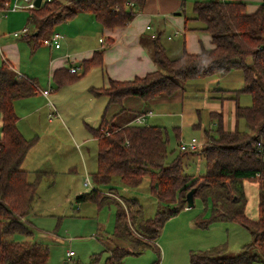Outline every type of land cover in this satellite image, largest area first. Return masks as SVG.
<instances>
[{"label": "trees", "instance_id": "obj_1", "mask_svg": "<svg viewBox=\"0 0 264 264\" xmlns=\"http://www.w3.org/2000/svg\"><path fill=\"white\" fill-rule=\"evenodd\" d=\"M15 1L0 0V13L6 12ZM145 3L146 0H42L39 8L21 10L29 14L32 28H27L28 33L22 38L33 49L44 46L42 42L56 33L58 26L74 21L79 14L91 16L106 30L125 28ZM245 7L243 0H194L192 20L201 25L198 30L209 35L213 49L202 48L199 54L191 55L182 42L180 56L170 59L158 36L149 42L154 72L130 81L109 80L106 88L89 89L91 96L107 99L98 128L90 129L97 147L92 183L108 186L113 177H118L123 187L136 189L147 178L149 191L158 204L155 217L145 219L136 201L115 203L113 193L108 196L92 190L76 197L78 203L117 204L113 237L125 247L114 248L108 264H122L127 256H138L148 248L158 253L156 241L164 225L186 209V194L191 189L194 204L199 201L203 206L194 220L195 226L205 229L212 223H234L249 232L252 242L234 257H225L222 249L191 252L190 263L264 264V1L250 15ZM112 43L108 39L104 48L80 62V69L74 67L75 73L66 68L55 70L51 80L56 89L71 86L91 70L103 68L105 48ZM234 71L242 74L241 87L229 92L214 91L227 95L224 98L235 103L234 118L245 124L246 131H225L222 116L211 114L215 128L205 132L200 151L205 172L196 179L184 172L187 153L179 151L168 162L173 152L168 151L170 137L165 128L134 124L119 127L106 119L109 107H121L126 98L145 103L168 98L185 91L189 82L223 78ZM37 92L31 80L20 77L7 63L0 65V264H48L49 251L44 246L10 239L15 235H31V224L26 218L39 185L51 175L36 170L30 180L31 174L22 169L36 139L26 140L17 129L13 104L34 97ZM242 95L250 98L248 107L237 104ZM173 131L175 141L179 142L178 129ZM245 182L258 186L256 220L245 215Z\"/></svg>", "mask_w": 264, "mask_h": 264}, {"label": "crops", "instance_id": "obj_2", "mask_svg": "<svg viewBox=\"0 0 264 264\" xmlns=\"http://www.w3.org/2000/svg\"><path fill=\"white\" fill-rule=\"evenodd\" d=\"M263 1L243 0L246 13L253 14ZM28 18L29 14L26 11L0 13V65L2 63L9 64L20 77L31 80L38 90L34 96L38 97L37 100L31 102L33 100L31 97L13 104L18 117L17 129L23 137L27 136L30 131L34 132L30 128L35 126L33 120H30L34 118L35 124L45 122L43 126L36 125L37 128H43V133L60 135L73 141L74 137L71 135L67 123L76 133L80 131L82 122L81 119L75 120L70 116L72 113L69 111L68 105L74 100L77 103L81 101L82 104L85 102L83 100H87L88 106H93V111H90L88 107H82L81 116L84 121L88 117L86 123H91L93 120L96 125H86H89L90 129H97L102 113L107 106V99L91 96L89 89L106 88L109 80L130 81L154 72L156 67L149 53V42L158 36H160L161 46L170 59L180 56L182 42H184L186 52L191 55L199 54L202 48L213 49L211 38L208 34L198 30L201 25L192 20L194 16H186V0H146L145 6L127 27L114 30L103 29L91 16L79 14L74 21L62 24L54 30L62 36L58 49L41 45L33 49L27 43L26 38L13 36V33L23 28L32 29L29 26ZM185 20L188 21L185 22ZM108 39H111L113 43L105 48L103 68L91 70L71 86L56 89L51 80L55 70L69 69V67L80 69V62L89 60L95 51L104 48V43ZM100 40H103V43H100ZM176 40L181 43H174ZM26 45L31 47L33 52L27 54L24 59L23 54L25 50H28ZM31 55L34 56L29 57ZM33 58L41 59L45 63L41 72L37 71L36 66L33 67L31 62ZM21 65H24V73L19 72ZM242 83L241 72L234 71L223 78L189 82L184 86L185 91H178L168 98H160L146 103L137 98H126L121 107H109L106 119L111 124L116 119L118 124L115 126L123 127L134 124L133 122L138 116H145L144 125L163 127L169 132V144L172 138L175 139L173 136L175 129H178L179 132L178 146L180 142H187L192 138L204 143L205 132H211L215 128V120H212L211 114L222 116L225 131H227L226 120L231 121V117H233L231 131L237 130L235 122L237 120L234 118L235 103L233 101L228 103V100L224 98L227 95L214 90L235 91L241 87ZM43 90H51L46 98L40 94V91ZM84 92L87 96L84 95ZM240 97L237 104L241 107H248L249 100H246L243 95ZM43 111H46V120H40L38 116L39 112ZM50 114H53L52 118L48 117ZM109 114L110 118L108 119ZM37 116L38 118H35ZM40 117L42 116L40 115ZM79 118H81L80 114ZM148 121L149 123L146 124ZM21 125H23L22 128ZM242 126L241 131L245 130V124ZM195 134H200L202 138L199 140L200 137H195ZM194 157L200 158L201 155L200 153L188 154L184 160V169ZM22 169L29 172L23 167ZM192 177L196 179L199 176ZM77 194H80V191L75 193V195ZM105 194L113 195L111 192ZM26 220L28 221V217Z\"/></svg>", "mask_w": 264, "mask_h": 264}, {"label": "rangeland", "instance_id": "obj_3", "mask_svg": "<svg viewBox=\"0 0 264 264\" xmlns=\"http://www.w3.org/2000/svg\"><path fill=\"white\" fill-rule=\"evenodd\" d=\"M193 2L194 0H186L187 17L193 16ZM174 43L179 44L181 41L176 40ZM26 47L28 50H25L24 54L22 52L24 59L27 54L33 52L31 47L28 45ZM31 62L39 72L45 65L38 58H33ZM19 70L24 73V65H21ZM84 95L87 96L85 92ZM243 96L249 100L250 105V98L246 95ZM37 99L38 97H33L31 102ZM50 99L53 100L52 95ZM83 101H85L84 104L74 100L68 105V109L72 113L70 116L75 120L81 119L82 121L80 131L76 133L67 123L68 129L74 137L73 141L60 135L43 133V128H37L36 125L43 126L45 122L35 124L34 118L30 119L35 125L30 127L34 132L30 131L24 137L26 140L36 139L35 145L30 149L22 166L31 174L29 179H33L32 173L36 170L48 171L51 175L44 178L37 189V196L28 216L31 235H15L10 239L18 243L26 242L44 246L49 251L48 264H108L106 261L110 252L116 247H125L113 237L117 213V204L115 205V203L121 202L120 200L136 201L142 207L145 219H153L158 210L156 198L149 191L147 178L136 189L123 187L118 177H113L108 186L92 183L91 175L96 171L97 147L89 125L96 124L93 120L91 123H86L88 117L84 121L81 116L82 107H88L90 111H93V106L89 107L88 101ZM46 111L37 114L40 120H46ZM79 114L81 118H79ZM231 118V121L226 120L227 131L232 130L234 119ZM235 122L236 129L241 131L244 123L242 121ZM112 124H118V120L114 119ZM20 127L22 128L23 125ZM195 137H200V134H195ZM177 143L173 138L170 141L168 151L173 153L168 156V162L172 161L179 153ZM184 172L190 176H202L205 172L203 158L194 157ZM92 190H97L103 195H106L107 192L116 194L111 197L115 203L98 205L76 201L77 196ZM77 191H80V194L75 195ZM244 192L247 199L245 215L250 220H256L258 218L257 184L245 182ZM202 211V204L195 201L191 210L180 212L164 225L156 241L158 253L148 248L138 256H127L122 264H191L189 258L191 252L215 249V251L222 249L225 257H234L241 253L242 247L252 242L249 232L234 223L218 222L210 224L205 229L198 228L195 226L194 220ZM69 253L72 255L68 256Z\"/></svg>", "mask_w": 264, "mask_h": 264}, {"label": "built area", "instance_id": "obj_4", "mask_svg": "<svg viewBox=\"0 0 264 264\" xmlns=\"http://www.w3.org/2000/svg\"><path fill=\"white\" fill-rule=\"evenodd\" d=\"M34 1L35 0H16L14 4L6 10V12H17L21 10L34 9ZM27 33H28V29L23 28L22 30L13 33V36L15 38H20L22 36L27 35ZM61 39H62V36L60 34L53 33L50 36V38L45 39L42 42V44L47 47H53L55 49H58L60 47ZM100 42H102V40H100ZM69 71L70 73H75L77 69L74 67H70ZM50 91L51 90H43V91H40V94L46 98L49 95ZM48 117L52 118L53 114H50ZM144 117L145 116H138L133 122L134 125H144L143 124ZM203 145H204L203 142H200L197 139L192 138L187 142H180L178 147H179L180 152H184L187 154H194V153H200ZM71 255L72 253L68 254V256H71Z\"/></svg>", "mask_w": 264, "mask_h": 264}, {"label": "water", "instance_id": "obj_5", "mask_svg": "<svg viewBox=\"0 0 264 264\" xmlns=\"http://www.w3.org/2000/svg\"><path fill=\"white\" fill-rule=\"evenodd\" d=\"M42 0H35L34 1V7L39 8L41 6ZM155 188H157V185L155 184ZM194 189H191L186 194V210H191L194 207V199H193Z\"/></svg>", "mask_w": 264, "mask_h": 264}]
</instances>
